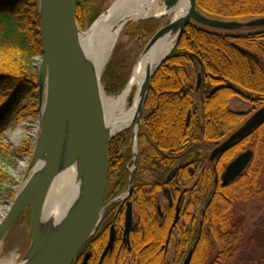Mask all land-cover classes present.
<instances>
[{
	"label": "trees",
	"instance_id": "trees-1",
	"mask_svg": "<svg viewBox=\"0 0 264 264\" xmlns=\"http://www.w3.org/2000/svg\"><path fill=\"white\" fill-rule=\"evenodd\" d=\"M109 3L110 0H75L79 28L85 32L108 10ZM196 4L199 11L212 17L264 16V0L224 3L197 0ZM38 5L39 0H0V141L9 128V122L20 123L39 115L40 83L32 66L33 59L41 56L43 51L40 29L35 25ZM153 25L155 21H141L136 32L148 30L154 34L156 28ZM238 48L256 59L242 54ZM124 67L125 63L119 62L116 49L103 75L108 95H118L124 89L126 84L121 87L120 78ZM199 75H202V86L197 92ZM217 87L221 88L211 95ZM239 92L256 98L253 103L255 109L264 106V28L260 32L232 36L189 23L172 54L154 74L147 95L145 110L150 115L138 135L142 150L134 182L137 227L130 234L129 245L119 250L120 243L117 244L100 263L107 241L103 233L115 221L118 210L122 209L120 205L114 206L96 236L87 244L92 252L88 264H120L129 256L140 259L138 244L150 236L156 237L159 245L154 246L156 252H150L152 257L149 260L168 264L171 243L168 245L167 242L174 211L167 207L165 216L161 218L157 208L163 189L180 182L179 177L167 182L168 173L176 166L180 167L179 174L184 175H188V167L195 171L202 169L187 203L184 197L181 206L184 214L171 235V241L178 239L177 254L189 246L194 250L191 264L235 262L246 242L244 219L240 218L235 206L249 201H264V124L220 155L215 167L208 165L209 158L203 145H215L244 122V115L228 109L230 99ZM218 105L222 113L214 117L212 114ZM170 106L178 109V122L170 124V130H163ZM132 137L129 130L115 137L110 144L105 206L128 190L131 176L128 167L133 158L130 151ZM27 150L28 145H25L19 152ZM247 150H252L254 155L242 177L224 188L216 185V174L221 175L237 154ZM1 178L5 180L9 176L0 170ZM199 206H202V213L196 218ZM190 211H193V216ZM27 213L31 214V211ZM187 223L192 227L190 231L185 228ZM260 247L264 249V234L256 229L247 241V250L256 252L257 248L259 263L264 264V252L259 250ZM82 260L81 254L76 264H81ZM178 263L176 260L174 264Z\"/></svg>",
	"mask_w": 264,
	"mask_h": 264
},
{
	"label": "water",
	"instance_id": "water-1",
	"mask_svg": "<svg viewBox=\"0 0 264 264\" xmlns=\"http://www.w3.org/2000/svg\"><path fill=\"white\" fill-rule=\"evenodd\" d=\"M119 1L121 0H116L109 10L96 20L93 26L109 12H112ZM182 1L165 0L163 8L167 12L170 11V13L160 17H146L126 23L127 25L130 22L141 20L157 21L170 16L172 12L174 14L169 25L160 28L150 39L138 62L142 60L143 56L151 52L162 39L173 35L179 30L178 38L171 52L163 60L161 59L148 78L144 102L134 129V145L138 136V127L142 121L151 80L160 66L170 56L189 23L194 22L197 25L217 31L264 27V18L249 23L223 22L210 19L197 10V0H190L188 14L181 20H175L177 14L173 10ZM35 25L39 26L40 29L43 51L38 62L34 64V68L39 71L40 111L43 104H45V110L32 166L42 164L43 170L40 175L38 172L32 177L23 186L15 201L9 204L6 215L0 221V242L4 240L22 214L30 209L29 235L32 239V246L27 257L29 255L35 257L28 264H74L84 246L96 234L104 214L114 204L127 199L132 194L134 171L130 178L128 193L106 207L105 199L109 181V147L111 141L121 132L112 136L106 131L97 83L86 73L83 67L77 40V34L81 30L76 19L75 0H39L38 20ZM238 49L242 54L256 59L247 51ZM201 83L202 75H199L197 90L200 89ZM220 88H215L211 94ZM43 92H45V102L42 101ZM263 124L264 106L252 115L228 140L212 152L210 161H214L232 144L242 140ZM66 140L69 141V161L73 165H78L79 172L84 177L82 196L77 208L63 226L38 250L39 225L44 205L58 174ZM135 157L137 156L135 155ZM252 158V151H247L237 157L221 177L222 187L230 185L242 176ZM179 217L180 204L177 206L172 229L178 223ZM133 221L132 204L128 203L124 225L126 239H128L133 229ZM115 240L116 234L112 229L102 260L113 250ZM193 252L194 250L191 248L183 264L191 263ZM89 256H86L84 264H87Z\"/></svg>",
	"mask_w": 264,
	"mask_h": 264
},
{
	"label": "rangeland",
	"instance_id": "rangeland-1",
	"mask_svg": "<svg viewBox=\"0 0 264 264\" xmlns=\"http://www.w3.org/2000/svg\"><path fill=\"white\" fill-rule=\"evenodd\" d=\"M115 1L116 0H110L108 9L113 5V3ZM164 1L165 0L160 1L161 6H164ZM218 1L224 3V2H229L231 0H218ZM106 12H104V13H106ZM199 12L202 15H204L210 19L223 21V22L249 23L253 20L264 18V16H259V17H244V18H236V19H224V18H218L215 16H213V17L208 16L201 11H199ZM173 15L174 14L172 13L168 17H165L163 19L155 21V25H153V27L156 28V32L160 28L169 25V23L171 22V20L173 18ZM141 21H151V20H141ZM141 21L128 23L124 27V30L121 33L120 39H119L115 49L113 50V53H112L110 59L108 61V63H109L110 60L112 59V56L115 53V50L117 49L118 56H119V62L125 63V67L123 68V70L121 72V77H120L121 78V87H123L125 84L126 85L128 84V82L132 76V73L134 71V68L138 62L139 57L143 53V51H144L146 45L148 44V42L150 41V39L156 33L155 32L154 34H150L148 30H145L144 32L139 31L137 33L136 32L137 26H139V22H141ZM92 26H90L85 32H83L82 30H81V32L86 33L87 31H89L90 28H92ZM199 26H201V25H199ZM201 27H203L207 30L213 31V32H220V33H223L226 35H232V36L254 33V32H260L264 28V27H256V28H250V27L248 28L247 27V28H241V29L232 30V31H217V30H213V29H210V28H207L204 26H201ZM39 57H36L33 59V61H32L33 67H34V64H36L38 62ZM106 66L102 72L101 79H100V81H101V83L105 89V93H106L107 82L105 80L103 81V75H104ZM34 70H35L36 74L39 75L38 74L39 71H37L35 68H34ZM242 75H243V73H242ZM242 75H240V76H242ZM126 85H125V87H126ZM197 85H198V83H197ZM201 86H202V83H201ZM199 90H197V87H196V91L199 92ZM118 95H108V96L116 97ZM39 101H40V91H39ZM42 101L45 102V92H43ZM255 101H256L255 97L250 96V94L248 95V94H244L241 92H239V94L237 96H233L230 99L228 109L235 114L244 115L245 120L243 123H241V125L239 127L232 130L230 134L226 135V137H224L221 141L217 142L215 145H210V144L209 145H203L202 144L206 150L205 152H206V155L208 156L209 160H210L212 152L219 145H221L226 140H228L232 134H234L239 128H241L242 125L246 121H248L249 118L252 115H254L260 109V107H258V109H255V106L253 104ZM197 102L199 103V100H197ZM177 110L173 106H170L169 114H167L166 119H164L163 130H168V129L170 130L171 129V127H169L170 124H172L173 122L174 123L178 122L179 113L176 112ZM221 113H222V111L220 109V106L218 105L212 115L214 117H216V116H219ZM149 115H150V112L148 110H145V106H144L143 117H142L141 124L138 127V134L137 135H139V133L142 131L141 128L143 127L144 121ZM42 121H43L42 120V114H41L40 105H39V115L38 116L27 118L20 123L15 122V121L9 122V128L6 131V133L4 134L2 140L0 141V143L2 144V147H0V170L2 171V173L4 175L9 176L8 179H6V178H5V180H2V178L0 179V203H2L5 207H7L9 204H12L15 201L16 197L21 192V190H22L23 186L26 184V182H28L32 177H34L37 174V172L33 169L32 160L34 158L35 149H36V146H37V143L39 141L40 134H41L42 124H43ZM135 126H136V124L131 129H128L126 131L131 130L132 135H134ZM126 131H123V132H126ZM123 132H121L120 134H122ZM120 134H118V135H120ZM14 137L16 139H18V142L12 141V139ZM133 140L134 139L132 137L130 151L132 152L133 158H132L131 163L129 164V167H128L129 172L131 174L130 178L132 177V173L134 171V181L132 184L133 185V192L127 199L120 201V202L114 204L112 207H110V209L104 214V216H103L104 218L107 217L108 213L113 209L114 206H116V205L124 206L128 200L133 201V203L135 202L136 195H137V191H136L135 185H134L135 173H136V169L138 166L139 155H140V152L142 150V147L139 143L138 136H137V144L136 145H134ZM237 142H235V143H237ZM234 144H232L223 153L228 151ZM25 145H28L27 152L20 153L19 151L23 147H25ZM135 150L137 152L136 153L137 157H135ZM223 153H221L220 155H222ZM240 154H237L236 157L240 156ZM220 155L214 161H209L208 165L215 167V162L220 157ZM24 162H26L27 164L24 165ZM229 164L226 165L224 172L221 173V175H218L219 177L217 176L215 178L216 185H220L221 188H224V187H222L221 177L225 174ZM179 170H180V167L176 166L168 173V175H167L168 176L167 177L168 183L171 182V180L174 176L179 174ZM188 170H192L194 172V175L192 177L189 176L190 171H188ZM201 170L202 169L195 171L192 167H188V169H187L188 176H189V177H187L188 179H183V180L180 179L179 189H180V193H182V192L185 193V198H187L186 203L189 201V199L191 197V191L194 189V187H195V185H196V183L200 177ZM129 188H130V180H129L128 190L125 193H123L122 195H120L119 197H117L115 200L121 198L123 195H126L129 191ZM105 201H106V199H105ZM114 201H112V203ZM112 203H110L109 205H111ZM161 203L163 205V209L160 207L161 206L160 204L158 205V208H157V212H158L160 217H161L162 213L165 212V208L167 205V200L164 197V195H163V197H161ZM109 205H107L106 207H109ZM121 208L124 209V207H121ZM126 209H127V205H126ZM197 209L198 210L196 213V218H199L200 212L202 213V206H199ZM27 210L30 211V209H27ZM235 210L238 213V215L240 216V218L244 219V223H245L244 240L246 242H245V247H243V249H242V254H239V256L237 257L235 262H233L231 264H260L259 263V253L260 252L259 253L257 252L258 251L257 248H255L256 252H250L249 250H247L248 249L247 248V241H248V239H250L253 236V233L256 229L261 230L262 233L264 234V201L255 200V201H249V202H245V203H239V204H236ZM142 215H143V213H142ZM19 219H20V221H17L18 223L17 222L15 223V225L9 231V233L4 238V240H2L0 242V264L6 263V262L7 263H13V264H22L24 262L25 258L27 257L29 251H30V248L32 246V239L29 235L31 214L30 213H27V214L24 213V215H22V217H20ZM133 219H134L133 227L136 228L137 222H138L137 221L138 220V214H137L135 208L133 210ZM179 221H178V223H179ZM122 225H123V223H122ZM124 225H125V223H124ZM172 225H173V223H172ZM172 225H171L169 231L173 233V230L175 229L176 226L172 229ZM185 228L187 230L189 229L188 231H190L192 229L191 225L188 223L186 224ZM130 234H131V232H130ZM130 234H129V237H130ZM129 237H128V239H129ZM177 241H178L177 238H174L172 241L170 240L171 244L168 248V264H174L176 260H178V262H179L178 264H183L185 259L188 256L190 249H191L188 246V248L185 251L177 254V252H176ZM158 245H159L158 239L154 236H150L149 238L145 239L144 241H142L138 244L137 249H138V252H140V259H137L133 256H129L126 259L127 261L123 260V262L120 264H133L132 263L133 260L135 262L134 264H148V260L152 257V254H150L149 252L143 253L144 250L147 247L151 248L150 251L155 254V252H156L155 248L156 247L154 248V246H158ZM259 250H261V252L262 251L264 252V249L262 247H260ZM248 254H250L251 256H246ZM263 255H264V253H263ZM151 264H157L156 260L154 259Z\"/></svg>",
	"mask_w": 264,
	"mask_h": 264
},
{
	"label": "bare ground",
	"instance_id": "bare-ground-1",
	"mask_svg": "<svg viewBox=\"0 0 264 264\" xmlns=\"http://www.w3.org/2000/svg\"><path fill=\"white\" fill-rule=\"evenodd\" d=\"M160 1L121 0L115 5L112 12L105 15L89 31L86 33L78 32L77 34L83 67L86 73L97 83L104 126L108 134L112 136L131 129L138 121L139 111L148 87V78L161 59L163 60L171 52L178 38L179 30L173 35L166 36L151 52L143 56L142 60L135 66L128 84L118 96L110 97L105 93L100 81L102 72L128 21H136L146 17H160L170 13L160 5ZM173 11L177 14L175 20L183 19L190 11V0H183ZM44 110L45 104L41 107L42 116H44ZM12 141L18 142V139L14 137ZM136 153L135 150V155ZM26 164L24 162V165ZM33 169L37 173L39 172L40 175L43 170L42 164L34 166ZM83 185L84 177L80 174L78 165H73L69 161V141L66 140L58 174L44 205L39 225L38 250L63 226L75 211L82 196ZM8 209L9 205L5 207L0 203V221L6 215ZM150 250L151 248L147 247L143 253H150ZM34 257L29 255L22 264H28ZM103 260L101 259V262ZM152 262L148 260V264ZM2 264L13 263L6 262Z\"/></svg>",
	"mask_w": 264,
	"mask_h": 264
},
{
	"label": "flooded vegetation",
	"instance_id": "flooded-vegetation-1",
	"mask_svg": "<svg viewBox=\"0 0 264 264\" xmlns=\"http://www.w3.org/2000/svg\"><path fill=\"white\" fill-rule=\"evenodd\" d=\"M247 151H249V150H247ZM252 151V150H251ZM246 152V151H245ZM253 152V151H252ZM244 153V152H243ZM242 154V153H241ZM254 155V154H253ZM237 158V157H236ZM235 158V159H236ZM234 159V160H235ZM210 161V160H209ZM188 171H190L189 172V176H193L194 175V172L192 171V170H188ZM188 175H184V174H177L176 176H174V177H180L179 178V180L181 179V180H183L184 178L183 177H189ZM218 175H216V177H217ZM168 177V176H167ZM219 177V176H218ZM240 177H242V176H240ZM220 180V179H219ZM178 193H179V195H178ZM163 195H164V197L166 198V200H167V205H166V208L167 207H169L171 210H173L174 211V215H173V223H174V220H175V216H176V212H177V206H178V204H180V217H179V220H180V218H181V216L184 214V211H182V209H181V206H182V204H183V200H184V197H185V193L184 192H182V193H180V189H179V184H172L170 187H166V188H164L163 189ZM128 203H131L132 204V208H133V210H134V203H133V201H130V200H128L127 201V203H125V205L124 206H121V207H124V209L122 208V209H120V210H118V212L115 214V217H114V222L111 224V225H109L107 228V230L106 231H104V233L103 234H105V236L107 237V241H106V245H105V248H104V250H103V253H104V251H105V249H106V247H107V245H108V242H109V239H110V233H111V230L113 229L114 230V232H115V234H116V240H115V244H114V248H113V250L112 251H114L115 250V247H116V245L117 244H119L120 243V249L119 250H121L123 247H125V246H127V245H129V239H126L125 238V236H124V223H125V214H126V205L128 204ZM160 207L163 209V205H162V203L160 202ZM166 208H165V211H166ZM190 215L191 216H193V211H190ZM189 215V216H190ZM165 216V212L164 213H162V215H161V218H163ZM104 218V217H103ZM103 220L104 219H102V221H101V225H102V223H103ZM121 221H123V225H121ZM101 225H100V227H101ZM100 227H99V229H100ZM98 229V230H99ZM135 229V227H133V229L131 230V232L133 231ZM98 230H97V232H96V234L98 233ZM96 234L94 235V236H96ZM171 235H172V232H170L169 231V238H168V244H170V240H171ZM93 236V237H94ZM91 240V239H90ZM89 240V241H90ZM88 244V243H87ZM87 244L84 246V248L82 249V251L80 252V254H79V256H78V258L80 257V255L82 254V256H83V260H82V262H81V264H84V260H85V258H86V256L87 255H90L89 256V259H88V261L90 260V258L92 257V252H91V250H88V248H87ZM111 251V252H112ZM111 252H109V253H111ZM103 253H102V255H103ZM78 258L76 259V261L78 260ZM101 259H102V256H101ZM101 259H100V263H101ZM76 261L74 262V264H76ZM87 264H88V262H87Z\"/></svg>",
	"mask_w": 264,
	"mask_h": 264
}]
</instances>
